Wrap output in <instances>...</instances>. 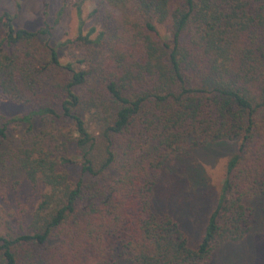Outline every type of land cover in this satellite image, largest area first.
Here are the masks:
<instances>
[{"label":"trees","instance_id":"1","mask_svg":"<svg viewBox=\"0 0 264 264\" xmlns=\"http://www.w3.org/2000/svg\"><path fill=\"white\" fill-rule=\"evenodd\" d=\"M62 4L76 33L53 46L50 26L15 29L0 16V98L30 107L0 124V143L11 123L26 133L0 151V173L46 189L26 232L0 233V264H206L243 240L264 218V0ZM69 44L82 52L61 63ZM222 140L237 148L190 248L172 217L154 212V188L172 160ZM63 165L81 178L69 183ZM251 201L263 205L257 215Z\"/></svg>","mask_w":264,"mask_h":264},{"label":"rangeland","instance_id":"2","mask_svg":"<svg viewBox=\"0 0 264 264\" xmlns=\"http://www.w3.org/2000/svg\"><path fill=\"white\" fill-rule=\"evenodd\" d=\"M92 9L90 2H84L81 6L86 26L91 23L87 14ZM3 14L11 20L15 29L35 31L43 25L50 26L51 46L65 42L76 33L74 9L70 4L63 6L62 0H0V16ZM157 30L164 37L168 36L164 27L157 26ZM71 52L80 54L82 51L73 45H66L59 49L60 62H67ZM87 87H94V84ZM29 111V106L15 105L0 98V124ZM31 124L32 134L42 128L37 118H33ZM7 128V140L0 143V151L22 141L26 134L25 126L21 124L11 123ZM236 148L237 142L227 140L203 144L191 149L185 156L172 160L160 173L154 188V212L168 213L190 248L196 246L219 198L226 161ZM57 169L65 174L71 184L81 178L79 169L74 165H63ZM45 190L41 185L29 187L17 172H1L0 233L13 235L26 232L31 214ZM249 205L255 215L263 206L260 201H251ZM206 264H264V218L254 219L251 231L243 240L223 243L215 249Z\"/></svg>","mask_w":264,"mask_h":264}]
</instances>
